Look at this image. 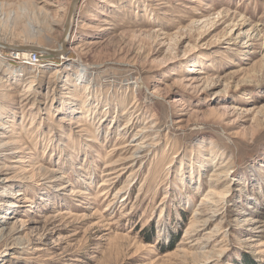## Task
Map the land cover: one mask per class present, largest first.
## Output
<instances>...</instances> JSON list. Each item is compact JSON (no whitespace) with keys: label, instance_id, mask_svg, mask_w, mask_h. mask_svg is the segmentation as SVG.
Masks as SVG:
<instances>
[{"label":"rangeland","instance_id":"1","mask_svg":"<svg viewBox=\"0 0 264 264\" xmlns=\"http://www.w3.org/2000/svg\"><path fill=\"white\" fill-rule=\"evenodd\" d=\"M74 1L0 0V264H264V0Z\"/></svg>","mask_w":264,"mask_h":264},{"label":"bare ground","instance_id":"2","mask_svg":"<svg viewBox=\"0 0 264 264\" xmlns=\"http://www.w3.org/2000/svg\"><path fill=\"white\" fill-rule=\"evenodd\" d=\"M83 7V6H82ZM70 29H71V25H70V27H69V24H67V25H64V28H63V32L66 34V37L68 36V33H69V31H70ZM66 37L63 39V41H62V44H64V45H66L67 43V40H68V38L66 39ZM1 44V43H0ZM65 50V49H64ZM59 51H60V49H59ZM28 52H29V50H27V49H23L21 52H19L18 53V56L19 57H23V56H27V54H28ZM59 55H61V53H59ZM146 133V131H144V130H141V131H139V135H142V134H145ZM138 139L137 138H134L133 140H132V142L133 143H127L125 146H123V147H119V148H117V150H120V149H132V148H135V153L137 152V150H140V145L139 144H136L135 143V141H137ZM134 153V154H135ZM22 163H25L26 161H21ZM111 167H113V166H109V168H111ZM224 166H222V168H223ZM123 170V167H121V168H119V169H117V170H110L111 172H108L107 174H106V176H109L110 178L108 179V180H106V182L108 181V182H110V183H112L111 181H114V179H117V178H119L120 176H121V171ZM107 192H104V194H106ZM122 192H119V193H117V194H121Z\"/></svg>","mask_w":264,"mask_h":264},{"label":"water","instance_id":"3","mask_svg":"<svg viewBox=\"0 0 264 264\" xmlns=\"http://www.w3.org/2000/svg\"><path fill=\"white\" fill-rule=\"evenodd\" d=\"M78 3H79V0H75L72 7H71L70 12H69V16H68L67 23H66V25L69 24V27L72 24V21L74 20L75 12H76V6Z\"/></svg>","mask_w":264,"mask_h":264}]
</instances>
